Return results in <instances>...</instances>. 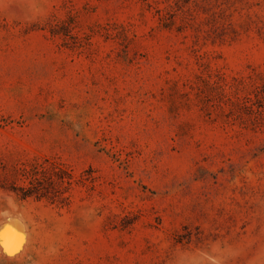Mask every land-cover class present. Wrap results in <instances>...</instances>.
<instances>
[{
	"label": "rangeland",
	"instance_id": "rangeland-1",
	"mask_svg": "<svg viewBox=\"0 0 264 264\" xmlns=\"http://www.w3.org/2000/svg\"><path fill=\"white\" fill-rule=\"evenodd\" d=\"M10 222L0 264H264V0H0Z\"/></svg>",
	"mask_w": 264,
	"mask_h": 264
},
{
	"label": "bare ground",
	"instance_id": "bare-ground-1",
	"mask_svg": "<svg viewBox=\"0 0 264 264\" xmlns=\"http://www.w3.org/2000/svg\"><path fill=\"white\" fill-rule=\"evenodd\" d=\"M16 221V220H15ZM11 223V225H4L5 227V229H6V231L3 229V230H0V241H1V243H2V247H3V250L5 251L4 253H9V255L10 254H14L15 255V253L20 249V246H21V244H19L16 240H15V236L16 235H19V234H21L22 235V237L24 236L22 233H20V231L19 230H21L20 228H18V229H14L13 228V223L12 222H10ZM9 223V224H10ZM17 223H15V225H16ZM25 229V228H24ZM23 229V230H24ZM22 230V231H23ZM17 231H19V234H18V232ZM20 235V236H21ZM26 235V234H25ZM19 237V236H18ZM17 237V238H18ZM20 238V237H19ZM18 238V239H19ZM22 240L20 239V242H21ZM23 241H24V239H23ZM0 243V244H1ZM24 242H22V244H23ZM1 247V248H2ZM8 255V254H7ZM11 256V255H10Z\"/></svg>",
	"mask_w": 264,
	"mask_h": 264
}]
</instances>
